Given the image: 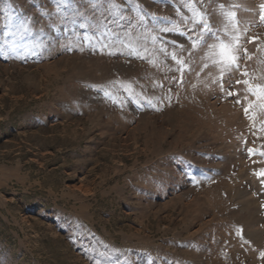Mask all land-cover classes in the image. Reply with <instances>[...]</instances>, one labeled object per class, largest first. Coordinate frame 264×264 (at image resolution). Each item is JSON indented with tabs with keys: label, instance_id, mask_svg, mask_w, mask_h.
<instances>
[{
	"label": "rangeland",
	"instance_id": "obj_1",
	"mask_svg": "<svg viewBox=\"0 0 264 264\" xmlns=\"http://www.w3.org/2000/svg\"><path fill=\"white\" fill-rule=\"evenodd\" d=\"M261 4L0 0V264H264Z\"/></svg>",
	"mask_w": 264,
	"mask_h": 264
},
{
	"label": "snow or ice",
	"instance_id": "obj_2",
	"mask_svg": "<svg viewBox=\"0 0 264 264\" xmlns=\"http://www.w3.org/2000/svg\"><path fill=\"white\" fill-rule=\"evenodd\" d=\"M221 7H223V5H221ZM227 17L231 20V21H235L236 18V13L235 12H228L226 13ZM260 21L262 23H264V4L260 5ZM233 27H236V23H233ZM203 28V32L201 33V35L203 36V33H211V37L213 39H215L216 41H218V43H216L215 45H210L209 47L212 48L214 47L216 49L214 55H216L217 57H219V60L217 61L219 64H222L224 66V69H227L228 71H231L233 69H238L239 68V64L238 61L240 59H242V56L239 54V37L236 36L233 38L232 41L230 42H224L223 40L220 39V37L217 35V33L215 32H211L210 27L207 23L202 25ZM256 40V38H252L251 40H249V43H254ZM203 39L201 40V43H203ZM196 47V43L193 42V48ZM243 54L246 56L247 55V50L244 49L243 50ZM250 58V57H249ZM173 59H175V57H173ZM177 63H182L181 61H177ZM205 67H207V65H205ZM224 71L222 70L221 73V91H224V87H223V76H224ZM242 76H247L248 73L242 72L241 73ZM237 84H241L243 83L244 85L247 86L246 91L247 93H249L251 96L255 97V99L253 101H249L247 103V106L244 107L243 111L245 113L246 116H248L250 119H253L254 117L252 115H250V112L254 109H259L261 111H264V84H251L247 79L244 80H237L236 81ZM227 95L229 97H237L238 93H236L235 91L232 90L231 86H229V89L227 91ZM244 100L247 101V96L244 97ZM235 103L240 104L241 100L240 99H235ZM249 153L251 154L253 152V149H249L248 150ZM262 155H264V153H262ZM256 175L258 177H264V169L260 170L258 173H256ZM262 184H264V180L261 181ZM238 235H240V231L238 230L237 232ZM260 257L264 258V251L260 252Z\"/></svg>",
	"mask_w": 264,
	"mask_h": 264
}]
</instances>
